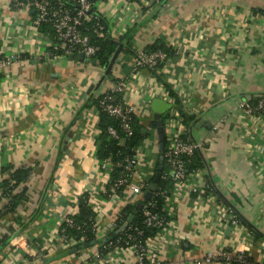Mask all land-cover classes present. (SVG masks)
<instances>
[{
	"label": "crops",
	"instance_id": "crops-1",
	"mask_svg": "<svg viewBox=\"0 0 264 264\" xmlns=\"http://www.w3.org/2000/svg\"><path fill=\"white\" fill-rule=\"evenodd\" d=\"M94 5L112 38L133 36L131 51L123 50L125 42L121 43L111 67L82 58L79 52L47 58L51 33L33 27L31 12L0 0V51L21 56L0 71V264L135 263L131 247L96 258L99 246L115 233L124 209L136 208L146 192L137 194L125 187L118 195H109L111 174L101 168L97 154L101 134L97 103L111 85L126 79L123 99L134 107L147 133L136 149L132 183L147 181L160 160L152 100L172 104L163 119L177 113L167 87L150 70L132 72L135 53L155 44L172 51L159 71L189 115L182 117L183 123L200 145L193 159L202 166L186 178L188 185L198 187L197 193L181 188L166 200L171 219L152 238L149 260L227 264L206 263L203 258L209 251L240 247L261 262L264 119L238 106L264 97V0H165L147 8L138 0H95ZM18 168L30 173L17 188L26 187L25 196L12 207L1 181L11 179ZM85 198H90L97 214L99 243L44 263L81 244L54 246L63 218L77 214ZM228 206L245 221L246 229L238 236L220 221ZM15 243L21 247L15 248ZM25 243L30 244L29 251ZM40 251L41 259L33 257Z\"/></svg>",
	"mask_w": 264,
	"mask_h": 264
},
{
	"label": "built area",
	"instance_id": "built-area-1",
	"mask_svg": "<svg viewBox=\"0 0 264 264\" xmlns=\"http://www.w3.org/2000/svg\"><path fill=\"white\" fill-rule=\"evenodd\" d=\"M13 5L23 8L32 13V25L39 33L50 32L52 39L48 50L45 52L47 58L67 57L72 53H83L84 57L93 58L100 49L99 44L92 39L88 32L89 26L86 24L92 22L91 31L97 36H103L108 33V25L103 16L96 10L93 0H11ZM142 8L159 5L162 0H139ZM44 27V30H42ZM49 33V34H50ZM176 52V51H175ZM170 57V52L162 49L154 51L138 50L135 53L132 72L139 73L142 69L154 70L160 63L166 62ZM20 55L6 56L0 51V71L11 66L20 60ZM127 89L126 79L116 81L110 86L99 98L97 110L99 113H106L111 117L119 120V128L109 127V133L115 139H122L119 130L125 137L134 134L133 121L136 111L134 107L127 104L123 99V93ZM238 108L245 110L248 114L264 119V97L256 99V103L250 101L241 102ZM188 129L183 123L182 116L177 112L171 114L165 123V158L169 167L166 176L174 182V192L178 189L186 188L189 193H197L198 187L188 185L186 178L189 173L194 170H188V165L198 148L188 135ZM137 149V148H136ZM137 154L126 156L123 160L113 161L110 157L101 161V168L107 170L111 174L108 193L116 196L125 187H129L134 193H142L148 187V180L140 183H132V176L135 168ZM116 175L112 176V174ZM114 177V179H113ZM205 188H209L208 185ZM148 189V188H147ZM210 189V188H209ZM155 195H166V191L156 188L153 192L152 199L144 205L143 219L141 224L128 225L124 231H120L114 238L103 242L96 253V258L102 260L103 254L112 250L124 249L131 247L135 251L136 261L134 264H161L156 261L149 260L150 244L153 237H146V229H164L165 219L161 217L155 210L153 198ZM170 195L165 196L166 200ZM87 203L91 204L90 198ZM94 210L93 205L91 204ZM95 212V210H94ZM96 213V212H95ZM97 219V214H96ZM92 221V219L90 220ZM221 222H226L235 229L238 236L242 229H246V224L232 207L228 206L224 216L220 218ZM87 223L78 224L74 220V215H67L63 218L58 240L54 243L55 247L72 246L74 243H83L85 238L76 240L67 233V227L82 230ZM118 228V225H117ZM118 228L117 230H119ZM30 244L25 243V248L29 251ZM21 247V243H15V248ZM25 257L23 263H28L30 258ZM33 257L41 259L42 251L36 252ZM203 261L211 263L212 261H224L227 264H264L254 261L246 249L238 247L235 250H216L206 253ZM180 264V263H168Z\"/></svg>",
	"mask_w": 264,
	"mask_h": 264
},
{
	"label": "trees",
	"instance_id": "trees-1",
	"mask_svg": "<svg viewBox=\"0 0 264 264\" xmlns=\"http://www.w3.org/2000/svg\"><path fill=\"white\" fill-rule=\"evenodd\" d=\"M93 1L95 2V0ZM164 1L165 0H162V2ZM91 25H92V22L86 24V26H89L88 32L91 34L92 39L96 41L97 44H99L100 46V49L97 51V53L95 54L93 58L97 59L98 63L101 66L107 67L110 64L115 52L117 51L121 43L125 42V48L123 50L129 51V52L131 51V48L133 45L132 34L130 36L121 37L119 39L112 38L108 33L100 37V36L95 35L91 31V27H92ZM42 30H44V27H42ZM158 49H162L170 53L172 52L170 50L165 49L163 46L160 47L158 44L152 45L151 47L146 48L145 50L154 51ZM164 63H160L156 69L150 70V72L153 74V76H155L160 82H162L167 87L169 94L173 97L174 110L177 111L182 117L184 116L187 119L189 118V115L183 109V102L180 96L171 87V85L164 79L163 73L159 71L161 67L164 65ZM99 125L101 128V134L97 140V154L101 161L109 157L113 161H118V160H123L126 156H132L133 154H135L136 148L139 145H141L144 140L143 132L146 131V126L144 122L140 119V117L137 115H134V121H133L134 134L130 137H125L124 133L121 130H119L121 138H122L120 140L115 139L109 133V127L119 128L118 119H115L111 117L110 115L102 112L100 113V124ZM166 149H167V144H165V150ZM158 166H159V162L156 165L154 174L148 179L149 185L148 187H146V191L149 189L150 185L154 182ZM200 166H202V162L200 160L199 162H194V159L192 158L191 163L188 165V170L190 172L193 168H198ZM168 169L169 167L167 165V160L165 158L163 162L162 176L157 183L156 191L159 189H162L166 191V195L164 196L155 195V197L153 198V202L155 203L154 210L161 217L165 219L166 225L169 223L171 217L168 214V210L166 209V197L165 196L171 195L174 189V182L171 180V178L166 176ZM29 173L30 172L28 168H18L12 172L11 179H8V178L2 179L1 182H2L3 189H4L3 194L9 198L10 200L9 204L12 207L13 205L17 204L19 199L25 196V193L27 192V188L24 187L20 191L17 190V188L26 182ZM114 175H116V173L112 174V176ZM143 202L144 204H147V201H143ZM134 209H135V205L127 206L124 209L122 217L118 219V228H120L123 225V223L128 219L129 215L133 212ZM91 219L92 221H90ZM142 219H143V211L141 210L136 215L133 223L140 225L142 222ZM74 220L78 224H83L84 222H86L87 225L84 226L82 230L67 227L66 230L70 236L74 237L76 240L85 238L83 243L96 240V233H95L96 213L92 209L91 204L87 203L86 198L80 200L79 212L74 215ZM242 220L244 221L243 218ZM118 228H116V230ZM160 231H161V228L146 229V237H149V236L155 237L156 234H158Z\"/></svg>",
	"mask_w": 264,
	"mask_h": 264
},
{
	"label": "water",
	"instance_id": "water-1",
	"mask_svg": "<svg viewBox=\"0 0 264 264\" xmlns=\"http://www.w3.org/2000/svg\"><path fill=\"white\" fill-rule=\"evenodd\" d=\"M123 45H119L117 51L115 52L111 62H110V67L114 64V62L116 61V58L119 54V52L121 51ZM71 57L74 56V53L70 54ZM80 57H84L83 53L79 54ZM172 108V104L168 103L166 101H164L163 99L160 98H155L152 100L151 103V109L154 112L153 115V123H152V127L157 129L158 132V142H159V149H160V160H159V166L157 168V173L155 175V179L154 182L150 185L149 189L144 193L143 195V199L145 201H148L150 199H152L153 197V192L157 186V183L159 181V179L162 176V169H163V162L165 159V139H166V134H165V121L163 119L162 114L166 111H169ZM147 133L146 131L143 132V135L145 136ZM144 208V202L140 201L136 204V208L133 210V212L129 215L128 219L123 223V225L120 227L119 230H116L115 233L108 238V240H111L112 238H114L120 231H124L128 225L130 223H132L136 217V215L138 214L139 211H141ZM229 232L232 231V227L229 226L228 228ZM99 240H94L91 242H85V243H81L79 245L73 246L65 251H63L62 253L58 254V255H54L51 257H47L44 259V263H49L54 261L55 259H59L74 253H77L83 249L89 248L90 246H93L95 244H98Z\"/></svg>",
	"mask_w": 264,
	"mask_h": 264
},
{
	"label": "rangeland",
	"instance_id": "rangeland-1",
	"mask_svg": "<svg viewBox=\"0 0 264 264\" xmlns=\"http://www.w3.org/2000/svg\"><path fill=\"white\" fill-rule=\"evenodd\" d=\"M168 116H169V115H166V114H165V115H164V119H166Z\"/></svg>",
	"mask_w": 264,
	"mask_h": 264
}]
</instances>
